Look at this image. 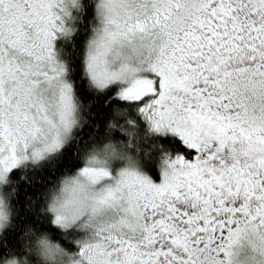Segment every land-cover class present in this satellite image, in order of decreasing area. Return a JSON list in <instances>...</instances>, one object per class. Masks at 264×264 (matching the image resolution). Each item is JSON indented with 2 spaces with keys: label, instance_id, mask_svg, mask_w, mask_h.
I'll return each mask as SVG.
<instances>
[{
  "label": "snow or ice",
  "instance_id": "obj_1",
  "mask_svg": "<svg viewBox=\"0 0 264 264\" xmlns=\"http://www.w3.org/2000/svg\"><path fill=\"white\" fill-rule=\"evenodd\" d=\"M0 264H264V0H0Z\"/></svg>",
  "mask_w": 264,
  "mask_h": 264
}]
</instances>
